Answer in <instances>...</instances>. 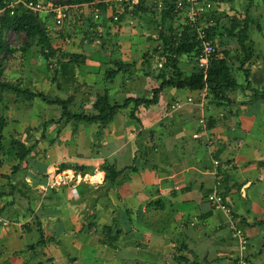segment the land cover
Here are the masks:
<instances>
[{
	"label": "crops",
	"instance_id": "obj_1",
	"mask_svg": "<svg viewBox=\"0 0 264 264\" xmlns=\"http://www.w3.org/2000/svg\"><path fill=\"white\" fill-rule=\"evenodd\" d=\"M211 1L220 32L231 31L232 22L238 26L248 19L243 48L236 38L213 40L216 49L228 55L237 82V88L226 93L230 104L216 105L209 98L200 107L198 90L169 86L160 92L156 104L131 103L106 127L80 124L75 133L74 123L59 121L61 111L54 106L59 115L39 123L44 134L46 129L56 131V142L45 150L44 138L41 151L36 150L39 142L31 145L34 148L25 160L27 171L13 174V195L4 199L12 206L2 216L8 225L0 224V264H238L227 214L207 199L213 192L222 196L243 229L249 263L264 264V101L254 100L253 93L264 92V0ZM102 5L105 8L100 9L97 22L87 4L72 13L80 17L84 12L88 17L83 28L93 41L101 31L115 39L130 35L128 43L112 42L104 55L111 60L112 70H117L115 61H119L136 71L146 65L145 73L141 77L118 72L105 84L106 74L102 80L101 64L92 55L85 58L80 80L92 88L101 79L100 89L105 88L118 103L128 97L151 99L162 69L154 63L158 56L153 60L147 54L149 36L137 37L139 29L144 31L142 36L152 29L147 25L151 17L159 36L157 13L112 1ZM118 13L115 22L113 16ZM62 29L63 41L71 34L76 38V33ZM132 50L141 58L131 60ZM77 51L84 57L90 49ZM114 51L116 57L111 58ZM176 64L183 74L198 70L193 55L180 57ZM167 70L166 79L170 76ZM243 70L248 72V81ZM189 98L192 103L187 102ZM176 102L180 107L172 109ZM19 116L16 113L15 120ZM200 118L207 132L196 140L193 136L200 131ZM131 127L139 129L134 139L128 138ZM88 128L95 132L84 142ZM206 137L213 138L210 147ZM213 159L221 166L214 169ZM69 163L81 168L72 169ZM104 163L120 171L112 186L104 182ZM58 174L65 183L50 189ZM39 230L46 238L41 246H37Z\"/></svg>",
	"mask_w": 264,
	"mask_h": 264
},
{
	"label": "trees",
	"instance_id": "obj_2",
	"mask_svg": "<svg viewBox=\"0 0 264 264\" xmlns=\"http://www.w3.org/2000/svg\"><path fill=\"white\" fill-rule=\"evenodd\" d=\"M8 0H0V9L3 12L0 14V54L3 53H12V50L2 41V34L6 30H15L17 32H23L26 38L24 46L21 48V52L24 54L28 49L33 45L39 47V50L45 60H48L56 55V50L52 47L49 37L47 36V30L45 23L42 18L31 12H28L25 7L20 4L13 11V14H10L11 10L7 7ZM29 1L37 0H23L27 3ZM51 1V0H45ZM89 0H67V4H85ZM175 0H166L165 5L161 11V19L159 30V38L162 42L163 51H166V57L164 61V68L157 75L158 79H161L160 84L157 88L152 90L151 99L145 98H134L128 97L124 99L122 103L112 101L108 95V92L104 88L102 93H96V98L92 103V110L85 112L82 109L72 110L71 106L75 105V98L70 96L66 99L59 97H50L43 93H36L26 88H21L19 85L12 83L0 81V93H9L14 94L16 97L21 98L23 101L32 102L34 99H38L41 102L45 103L48 106H57L60 111L59 121L66 120L68 122L74 123V130L78 125H92L98 124L100 127H106L111 123L114 117L123 109L128 107L131 103L135 106L144 105H154L158 102V96L160 92L165 87H175L176 89H188L190 91H196L203 88L206 84L210 92L211 101L216 105L230 104L229 99L226 96V93L233 91L237 88V82L232 76L231 68L228 65V55L225 52H221L218 49H214L210 56L209 67L207 71V78L204 82L203 74L200 70H197L194 73L183 74L177 67V61L180 57L184 55H193L196 57L199 51L200 42L196 39V36L192 32V29L189 26H185L181 30V36L178 37L177 32L173 28V18L172 15L174 10ZM100 9H104V5H99ZM135 9H138L140 12H155L152 7H149L146 4L145 0H139L138 4L133 6ZM211 19L213 23L207 27V39L212 41L218 37H231L236 38L238 44L241 48L244 47V43L248 40V19L244 21L242 25H236L235 22H232V30H224L220 32L218 23L219 18L214 15V10L210 12ZM237 29L236 31H234ZM214 46V43H213ZM61 59H68L69 62L77 64L85 63V58L79 54H65L61 55ZM59 63V61H58ZM117 70L108 69L106 70L104 83L107 81L113 80L115 75L118 72L126 73L130 70L129 64H123L122 62L115 61ZM166 69L171 70L170 76L166 79L165 71ZM245 79L248 81V72L243 70ZM256 96L254 100L262 99L264 101V92L260 93L257 91L253 92ZM46 124V123H45ZM43 124V127H45ZM6 125L3 118L0 117V155L4 151L3 146V129ZM12 146L16 149L18 164L25 162L28 155L31 153L34 146L26 147L24 144L14 141ZM2 161L0 160V167ZM65 167V166H63ZM81 167H79L80 169ZM104 172V182L112 186L120 171H117L113 165L104 163L101 167ZM18 170V166H14V171ZM14 174V173H13ZM11 174V175H13ZM11 179V177H8ZM8 190H2L0 188V217L4 216L8 209L12 206V202H4V199L8 195H13L14 186L12 182L8 185ZM23 230H27L26 227H23ZM40 239L37 242V246H41L45 243L46 238L43 236L42 232L39 230ZM30 250L34 249V246L29 247ZM28 248V249H29Z\"/></svg>",
	"mask_w": 264,
	"mask_h": 264
},
{
	"label": "rangeland",
	"instance_id": "obj_3",
	"mask_svg": "<svg viewBox=\"0 0 264 264\" xmlns=\"http://www.w3.org/2000/svg\"><path fill=\"white\" fill-rule=\"evenodd\" d=\"M56 1L64 2L67 0ZM82 13L84 14V12ZM78 14L79 13H72L70 15V20L66 21L64 24V27L70 30L69 32L76 33V38H74V41L71 44H66L65 41H63L65 38L64 34H62L60 30L54 29L51 19L47 20L46 18L41 17L43 22H45L47 36L49 37L51 45L56 50V55L48 60H45V58L42 56L39 47L34 45L24 54L21 52V48L26 42L23 32H17L12 29L4 31L2 34V41L12 49V53L0 54V81L19 85L21 88H26L29 90H37L50 97L56 96L66 99L70 96H73L75 98L76 106H71L72 110L82 109L85 112L91 111L92 103L96 98V93H102V89L100 88L103 85L102 80L105 76V69H111V60L108 59L106 57L107 55L105 56L104 54H108L107 52H109L112 42L114 44L121 42L128 43V40L132 37L127 34L123 36V34L117 35V38L119 39H115L113 38V35L107 36L106 32L101 31L96 34V38L93 41L90 39V35L87 34L88 32L83 28V25L86 23L85 21L88 20V17L84 16L83 14H80V17H78ZM152 18L153 17H151L149 20L150 22L147 23V25H149L152 29L145 31L144 36L141 34V32L144 33L143 29H139V35L137 39L142 37L146 38L149 36L150 52L148 51L147 54H149L150 59H153V57L156 55L158 56L157 63L155 61L154 63L156 68H159L157 64L158 62L164 64L166 51H163L162 42L159 39L157 30H155V25L153 24ZM89 24H94V22L91 21ZM173 24V28H175L176 32H181V30L186 26L185 22L182 20V17L175 19ZM75 46H77V48L74 49ZM117 46L118 45H116V48ZM84 47L90 49L88 52L84 51L85 54H88L84 55V58L90 59V56L93 55L95 58L94 60L98 63L100 62L101 64L100 77L102 80L100 79L99 85L97 87L90 88L89 86H86V83L83 80H80V73L82 72L81 67L82 69L85 68V66L83 67L84 63H81L80 61L77 65L69 62L68 59H61V55L63 53L79 54L77 50L80 48L81 52V48ZM157 48H159L158 51ZM215 48L216 47L214 44V49ZM154 49H156V51H154ZM138 53V51L132 50L130 52L131 57H133L131 60L137 59V56H140ZM115 54L116 53L114 51L113 54H111V58H115ZM162 67L164 68V65H162ZM162 67L161 69H163ZM141 68L143 71H136L137 69L133 68L127 73L136 74V76L142 77L145 73L146 65H142ZM152 70H154V68H152ZM167 74H171V70L168 69ZM16 113H20L19 119L17 120H15ZM59 113L60 111L58 108L54 106H47L40 101L33 100L32 102H26L21 98L16 97L14 94L0 93V117L3 118L6 123L3 129L4 151H2L0 155V160L2 161V165L0 167V188L2 190H8V185L11 182H15V178H13V175L11 174L14 173L15 175L19 171L26 172V167H28L25 162L18 164L17 156L14 155L15 148L12 146V143H14V141H18L24 144L26 147H30L31 145L35 144V142H39L36 150L41 151V144L45 138V150H48L50 143L56 142L55 139L58 134L55 130L52 131L47 129L45 130L44 134L42 131L43 128L39 121H44L45 119L46 122V119L50 117H56L59 115ZM27 121H31L29 124H31V126L34 128H28L27 126L29 124ZM94 132H92V129L88 128L86 133L87 135H85L84 139L82 138L83 141L89 142V135L91 136ZM40 135L41 137L43 136V138H41ZM69 164H71L72 169L79 168L74 163ZM15 165L18 166L17 171H14ZM34 166L35 164H33V167ZM8 177H11V179H8Z\"/></svg>",
	"mask_w": 264,
	"mask_h": 264
},
{
	"label": "built area",
	"instance_id": "obj_4",
	"mask_svg": "<svg viewBox=\"0 0 264 264\" xmlns=\"http://www.w3.org/2000/svg\"><path fill=\"white\" fill-rule=\"evenodd\" d=\"M108 1L119 3L121 5H128L133 7L135 4H138L139 0H89L88 3L92 8V20L97 22L100 18L101 10L99 5L106 4ZM146 4L157 13L159 20L161 19V11L165 5L166 0H145ZM7 7L11 10L10 14H13V11L16 7L22 4L28 12L37 14L40 17H44L47 20L51 19L53 27L55 30H61L64 27L65 22L69 19L72 11L78 12L85 4H67L66 1H29L27 3L23 0H8ZM213 10V2L211 0H175L174 10L172 15L175 19L182 17V20L185 22V25L189 26L192 29V32L196 36V39L200 42L199 51L196 55V64L198 70L203 74L204 82L207 78V71L209 67V60L212 52L214 51V46L212 41L207 39V27L213 23L211 19L210 12ZM3 10L0 9V14ZM118 13L113 16V21L117 22L119 20ZM45 23V22H44ZM178 37L181 36V32H177ZM74 34L69 35L64 41L66 44H71L74 41ZM159 67H162V64H158ZM210 98V92L208 86L205 84L203 88L198 90V99L200 107L206 105V101ZM188 103H192V98L187 99ZM180 107L178 102L172 105V109H177ZM200 131L196 133L193 138L198 140L201 139L207 131L206 122L203 118L199 119L198 122ZM139 129L137 127H131L128 134L129 139H134L138 134ZM205 144L210 147L213 144V138H205ZM241 142L238 141L237 146H240ZM212 165L215 168L221 166V162L217 159L212 160ZM260 179H262L260 177ZM65 182L62 179V176L58 174L56 177V182H53L49 185V188L60 186ZM208 201L211 202L214 207L218 210H221L227 214V228L230 231L232 239L236 241L237 244V263L238 264H250L247 249L248 241L245 236L243 229L237 224L231 210L224 203L222 196L213 192L208 195ZM0 224L6 226L8 222L0 217Z\"/></svg>",
	"mask_w": 264,
	"mask_h": 264
}]
</instances>
